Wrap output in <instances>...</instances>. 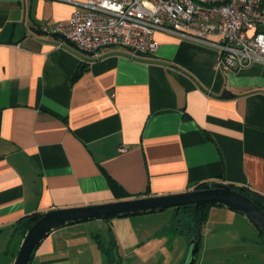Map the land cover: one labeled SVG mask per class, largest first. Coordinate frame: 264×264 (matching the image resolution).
Returning a JSON list of instances; mask_svg holds the SVG:
<instances>
[{
    "label": "crops",
    "instance_id": "obj_1",
    "mask_svg": "<svg viewBox=\"0 0 264 264\" xmlns=\"http://www.w3.org/2000/svg\"><path fill=\"white\" fill-rule=\"evenodd\" d=\"M75 8L0 0V34L9 23L25 29L19 42H0V264H12L25 233L18 223L33 213L211 181L264 197V63L219 70L214 48L163 32L152 54L116 46L92 58L39 28L67 23ZM194 226L185 207L68 223L47 234L29 264H113V255L120 264H185L178 235L196 237ZM262 236L243 213L209 206L201 262L264 264V251L241 248L264 245Z\"/></svg>",
    "mask_w": 264,
    "mask_h": 264
},
{
    "label": "built area",
    "instance_id": "obj_2",
    "mask_svg": "<svg viewBox=\"0 0 264 264\" xmlns=\"http://www.w3.org/2000/svg\"><path fill=\"white\" fill-rule=\"evenodd\" d=\"M67 23L42 24L57 36L97 58L107 47H124L130 56L152 54L156 32L214 48L215 67L235 71L264 63V0H71ZM119 151H125L120 145Z\"/></svg>",
    "mask_w": 264,
    "mask_h": 264
},
{
    "label": "water",
    "instance_id": "obj_3",
    "mask_svg": "<svg viewBox=\"0 0 264 264\" xmlns=\"http://www.w3.org/2000/svg\"><path fill=\"white\" fill-rule=\"evenodd\" d=\"M13 35L11 36V33ZM25 35L22 24H7L0 34V42H19ZM222 205L244 214L246 219L264 234V211L254 197L248 196L231 185L211 181L206 188L193 189L180 193L124 199L108 203L51 209L41 214L25 231L12 264H29L34 248L47 236L68 223H78L92 219H105L110 216H128L161 211L168 207L193 205V214L199 204ZM199 228L197 227V230ZM199 236L189 241V251L185 264H195L199 249ZM113 264H120L118 257Z\"/></svg>",
    "mask_w": 264,
    "mask_h": 264
},
{
    "label": "trees",
    "instance_id": "obj_4",
    "mask_svg": "<svg viewBox=\"0 0 264 264\" xmlns=\"http://www.w3.org/2000/svg\"><path fill=\"white\" fill-rule=\"evenodd\" d=\"M84 70V67L83 66H80L76 72L74 73L73 75V78L72 79H76L81 73L82 71ZM109 184H110V188L111 190L113 191L114 194H116V196H126V194L124 193V191L121 189V187L116 184L112 179H109ZM208 186L207 183H200L197 185V189H201V188H206ZM232 188L248 195V196H251V197H254L256 198L257 200V204L261 207V209L264 211V197L261 196L260 194L254 192V191H250L244 187H235V186H232ZM210 205L206 204V203H202V204H199L196 208V215L194 216V222H195V226L194 227H191L190 229L192 230V232L199 236L200 235V227L201 225L206 221L207 219V210L209 208ZM181 207H185L187 209L190 210V212L193 213V205H186V206H181ZM41 216V213H33L31 215H28V216H25L24 218L20 219L18 225L20 224L24 230V232L29 228V226L35 221L37 220L39 217ZM116 216V215H115ZM197 227L199 228L197 230ZM260 234H262L264 236V234L259 231ZM196 236V237H197ZM32 256V255H31ZM114 258L111 260V263H113V260L115 259V257L117 255H113ZM31 259V258H30Z\"/></svg>",
    "mask_w": 264,
    "mask_h": 264
},
{
    "label": "rangeland",
    "instance_id": "obj_5",
    "mask_svg": "<svg viewBox=\"0 0 264 264\" xmlns=\"http://www.w3.org/2000/svg\"><path fill=\"white\" fill-rule=\"evenodd\" d=\"M180 227H181V229H183L182 225H180ZM178 237H181L179 239V241H180L181 244H183L187 248V254H188V251H189V241H190L191 238L190 239H186V237L184 235H178ZM262 238H263V236H262ZM259 239H260V237H257V241ZM263 239L260 240V241H263ZM260 241H258V242H260ZM245 243L246 244L245 245H242L241 248L248 250L247 252L255 251L258 248L260 249L261 252L264 251V245L262 243H259V245L255 244L254 241H252V242H245ZM231 248H233L231 250H236L238 247H231ZM247 252H244L242 254V257H246ZM225 258L227 259V257H223L222 260L225 259ZM195 264H202V262H201V251L198 252V255H197V259H196V263ZM203 264H210V263L209 262H205ZM217 264H231V263H229V262H219Z\"/></svg>",
    "mask_w": 264,
    "mask_h": 264
}]
</instances>
